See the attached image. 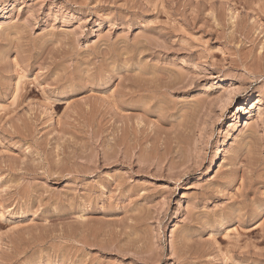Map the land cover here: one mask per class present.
Returning <instances> with one entry per match:
<instances>
[{
    "label": "rangeland",
    "instance_id": "1",
    "mask_svg": "<svg viewBox=\"0 0 264 264\" xmlns=\"http://www.w3.org/2000/svg\"><path fill=\"white\" fill-rule=\"evenodd\" d=\"M219 261L264 264V0H0V264Z\"/></svg>",
    "mask_w": 264,
    "mask_h": 264
},
{
    "label": "bare ground",
    "instance_id": "2",
    "mask_svg": "<svg viewBox=\"0 0 264 264\" xmlns=\"http://www.w3.org/2000/svg\"><path fill=\"white\" fill-rule=\"evenodd\" d=\"M236 18V17H235ZM7 22V21H6ZM6 24V23H5ZM248 102H250V99H248ZM259 103V102H258ZM250 109V105H248V107L246 108V110H245V115L247 114V115H249L250 113H251V111L249 110ZM214 160V159H213ZM213 165H214V162L212 161L211 162V164H210V166H209V168H208V172H210L212 169H213ZM221 262L219 261V264H220Z\"/></svg>",
    "mask_w": 264,
    "mask_h": 264
}]
</instances>
